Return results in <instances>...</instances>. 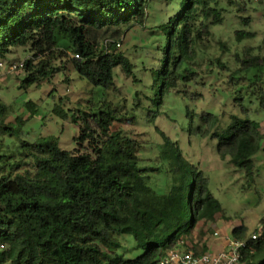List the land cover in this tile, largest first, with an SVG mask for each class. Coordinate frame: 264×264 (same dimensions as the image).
Instances as JSON below:
<instances>
[{
	"label": "trees",
	"instance_id": "trees-1",
	"mask_svg": "<svg viewBox=\"0 0 264 264\" xmlns=\"http://www.w3.org/2000/svg\"><path fill=\"white\" fill-rule=\"evenodd\" d=\"M167 1L178 8L154 29L159 65L150 69L151 89L160 96L200 77L198 47L211 35V25L222 22L218 0ZM149 2L0 0V57L23 48L29 54L16 69L24 73L20 87L39 85L64 68L56 64L68 58L60 47L64 41L78 55L69 61L80 77L93 86L114 88L115 67L128 76L134 73L119 46L126 31L144 25ZM235 37L252 38L253 32L237 31ZM237 57L238 68L228 82L244 81L264 110V56L250 55L247 49ZM216 64L227 68L219 59ZM235 105L239 111L224 123L203 113L197 129L201 137H217L219 157L251 183L253 157L264 150L263 134L242 96ZM6 111L0 102V127L9 129L2 123ZM116 111L110 102L82 111L75 120L80 133L74 150L61 149L57 137L46 136L0 152V264H155L176 248L195 255L209 251L206 240L192 238L195 229L201 233L202 225L222 211L207 177L164 136L159 150L164 186L153 189L141 164L142 143L113 128ZM246 232L244 225L232 230L234 239L249 244L240 264H264V225L255 240ZM126 236L142 250L134 258L127 257Z\"/></svg>",
	"mask_w": 264,
	"mask_h": 264
},
{
	"label": "rangeland",
	"instance_id": "rangeland-1",
	"mask_svg": "<svg viewBox=\"0 0 264 264\" xmlns=\"http://www.w3.org/2000/svg\"><path fill=\"white\" fill-rule=\"evenodd\" d=\"M177 8L171 1L150 0L144 25L126 31L119 46L134 64V73L128 76L115 67L114 88L93 86L80 77L69 61L76 56L64 41L60 47L67 51L68 58L56 61L64 68L39 85L20 87L23 71L10 69L28 56L23 48L0 57V102L7 109L2 123L9 128L0 127V152H13L21 141L35 142L46 136L57 137L61 149L79 148L76 118L82 111H93L110 102L117 110L113 128L142 143L141 164L151 176L153 189L160 191L164 186L165 166L159 158L164 136L176 142L184 158L207 177L208 189L222 211L202 225L201 233L195 229L192 238L206 240L208 252L216 253L225 249L226 237L234 239V227L244 225L249 238L258 235L264 225V150L253 157V181L248 183L243 171L217 154L218 138L201 137L197 128L203 113L217 115L224 123L239 111L235 98L242 96L249 116L261 125L264 146V110L250 97L244 81L228 82L232 70L238 68L237 56L242 57L245 50L249 49L250 55L264 56V0H218L222 22L211 25V35L205 45L198 47L200 77L160 96L151 89L150 69L159 65V38L154 29ZM242 30L253 32V37L238 41L235 33ZM217 59L227 68L219 67ZM85 150L86 145L80 148L81 152ZM126 237L131 250L127 257L142 253L135 248L134 240Z\"/></svg>",
	"mask_w": 264,
	"mask_h": 264
},
{
	"label": "built area",
	"instance_id": "built-area-1",
	"mask_svg": "<svg viewBox=\"0 0 264 264\" xmlns=\"http://www.w3.org/2000/svg\"><path fill=\"white\" fill-rule=\"evenodd\" d=\"M75 56L78 58L77 54ZM21 66L22 62L16 63L10 69L15 71ZM257 237V234H253L250 238L255 240ZM248 248L247 240H236L226 237V247L223 251L195 255L191 251L176 248L160 257L155 264H240L242 251Z\"/></svg>",
	"mask_w": 264,
	"mask_h": 264
},
{
	"label": "crops",
	"instance_id": "crops-1",
	"mask_svg": "<svg viewBox=\"0 0 264 264\" xmlns=\"http://www.w3.org/2000/svg\"><path fill=\"white\" fill-rule=\"evenodd\" d=\"M209 251H210V249H209ZM213 253V252H212Z\"/></svg>",
	"mask_w": 264,
	"mask_h": 264
}]
</instances>
